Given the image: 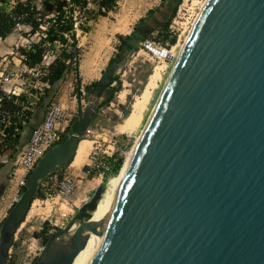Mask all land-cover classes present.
I'll return each mask as SVG.
<instances>
[{"label":"water","instance_id":"1","mask_svg":"<svg viewBox=\"0 0 264 264\" xmlns=\"http://www.w3.org/2000/svg\"><path fill=\"white\" fill-rule=\"evenodd\" d=\"M97 104L27 176L0 264L40 182L71 162ZM101 183L31 264H264V0H206L100 222ZM76 225V228L73 226ZM86 245V246H85Z\"/></svg>","mask_w":264,"mask_h":264},{"label":"rangeland","instance_id":"2","mask_svg":"<svg viewBox=\"0 0 264 264\" xmlns=\"http://www.w3.org/2000/svg\"><path fill=\"white\" fill-rule=\"evenodd\" d=\"M36 1L40 3L41 0ZM161 1L162 0H117L114 10L109 11L107 15H98L95 18L89 17L88 13L83 11L76 12V35L81 52L80 63L82 64V69H80L79 64V71L81 72V70H84L83 60L96 48L98 41H109L107 43L108 47L106 46L105 50H101L99 52V54H104L102 61L103 63L100 67L101 70L99 69L98 73L99 75L100 72L107 67L109 59L115 56V54L118 52V45L121 42L120 35L125 36L131 34L139 20L147 15L148 10L156 8L161 3ZM205 1L206 0H184V3L181 5V10L179 13L180 16L177 17L179 23L175 25V32H171L169 30L167 39L163 40L161 35L163 32L161 29H158L152 32L149 38L156 41L158 44L168 43L170 47L173 46V50L178 55L193 26H190L191 21L193 20L194 24L195 19ZM182 2L183 0L181 3ZM93 8L94 5H90V9ZM178 8L179 5L177 10ZM176 12L174 16H176ZM174 16L171 18L169 24L172 22ZM124 18L128 21V31L123 32L116 30V27L120 24V20ZM18 31L19 29L16 28V37L14 38L13 42L10 39L0 42V70L9 72L10 70L14 69L19 72V76H14V80L11 83L4 84L5 86L2 85V88H13L14 85H18L23 89H28V92L31 94L29 93L26 96L20 97V103L18 104L27 105L29 108H31L35 105V102L42 92L43 83L41 82L40 78L43 75V68L40 66L38 68H34L32 72H24L21 69L20 63L15 61L14 56L20 57L21 55L18 46L21 47V44H23L24 47H28L32 41H38L39 37L38 35H33L28 38L22 36ZM172 36H175L174 43H171L170 41ZM60 46L61 45H59V43H57L55 47L48 45L47 53L45 54L43 60V66H47V64L54 58V54L59 52ZM176 54L174 56H176ZM170 59L171 58L164 62L163 60H159L153 53L142 49L139 42L137 47L127 53L125 58L117 65L115 69V74L121 82V89L116 92L115 98L112 100V102L103 105L97 111L98 118L96 120V124H94L96 128L93 130L95 131V134L100 133L106 139H109L110 136H115L120 146L125 149V153L123 154L124 160L120 169L124 165L128 153L133 147L138 135L142 132L146 121L157 101L160 91L176 60V57H173L171 62L169 61ZM156 65H161L160 76L157 78V82L152 88L149 99L144 106L140 122L131 132L121 131L120 125L123 123L126 113L130 112L132 103L142 93L150 75L155 70L154 68H156ZM71 72V75H68L72 76L73 82L75 84L76 73L74 70ZM83 76L81 75V82H87V80L92 79L87 78L84 74ZM66 77L65 79H67ZM63 82L64 80L61 82L60 86ZM60 86L52 98V101H56L58 99ZM85 100L88 104H97L102 100V98H98L93 94H89L86 95ZM2 116L3 114L0 115V117ZM0 121H3V117L0 119ZM92 137L90 138L91 140ZM91 147L92 141L89 152ZM84 162L86 165L89 162L88 155ZM65 168H69L68 170H72L76 176L81 178L74 196L77 208L85 201L90 199L94 190L99 184L105 183L107 185L109 178L113 176H109L107 181H105V177L101 178L97 174H86L83 167L77 169L73 168L70 165V162L66 165L60 166L58 169L61 171V169L65 170ZM22 189L23 188H21L19 192V196ZM39 198V200L35 201L30 213H28L25 220L16 230L13 244L9 249V256L6 264H31L39 254L46 239L59 228L53 226L49 222L48 218H50L51 215H54L59 218L60 224H63L62 226H64L67 220H69L77 210V208H75L73 213L72 210H69L70 213H68V207H66L65 204H62L61 210L57 208L55 211L54 209L58 206V204L55 202L57 199H47L46 195L42 198ZM61 211H66V215L62 216ZM45 226L48 227L47 233L43 232Z\"/></svg>","mask_w":264,"mask_h":264},{"label":"trees","instance_id":"3","mask_svg":"<svg viewBox=\"0 0 264 264\" xmlns=\"http://www.w3.org/2000/svg\"><path fill=\"white\" fill-rule=\"evenodd\" d=\"M181 1L162 0L156 8L148 10L147 15L139 20L131 34L120 35L121 42L118 45V52L109 59L101 77L84 86V97L93 94L98 98H102L97 103L98 110L103 105L112 102L116 92L121 89V82L115 74L117 65L125 58L127 53L135 49L139 42L149 37L155 30L161 29L163 32L161 34L162 38L166 40L169 35V22ZM92 4L94 8L90 9ZM116 4L117 0H41L40 3L36 0H19L12 11L7 12L2 7L0 9V36L2 39L16 37V22L21 25L18 32L22 36L29 38L38 35V41H32L28 47L21 46L19 50L24 55L23 62L28 67L38 68L41 66L43 68V75L40 78L43 86L42 92L33 107L29 109L22 108L20 104L14 101L16 96H12L1 102V109L8 110L10 113L21 112L27 125L33 124L35 120H41L61 82L72 70L76 73L75 91L80 95L79 61L81 52L76 35L75 13L83 11L88 13L89 17L95 18L98 15H107L109 11L115 9ZM170 41L174 43L175 36H172ZM57 43L61 45L59 52L54 54V58L47 66H43L48 45L55 47ZM16 120V117H12V122ZM0 125L3 126V123H0ZM20 127V131L16 133L13 132L12 125L5 127L7 136L2 143V152L10 157L18 150V143L23 130V126ZM72 128L73 125L71 130ZM123 160L124 155H118V159L112 167V172L105 175V181L109 176L115 175L119 171ZM84 169H88L87 166ZM44 196V192L38 189L35 198ZM47 231L48 227L45 226L43 232L47 233Z\"/></svg>","mask_w":264,"mask_h":264},{"label":"built area","instance_id":"4","mask_svg":"<svg viewBox=\"0 0 264 264\" xmlns=\"http://www.w3.org/2000/svg\"><path fill=\"white\" fill-rule=\"evenodd\" d=\"M18 1L19 0H8L4 2L0 0V9L4 7L7 12L12 11ZM180 3L176 16H174L172 22L169 24V30L171 32H175V25L179 23L177 17L180 16L179 13L184 0L181 4ZM191 25H193V20L190 23V26ZM20 26V23L16 22V28L20 30ZM1 39L2 38L0 36V40ZM140 44L142 49L153 53L159 60H168L170 57L171 59L169 61L171 62L173 57H177V54L173 50V46L170 47L168 43L158 44L156 41L147 37L143 39ZM175 54L176 56H174ZM20 56L23 60L24 55L21 54ZM21 69L24 72H32L34 70V68L28 67L24 62L21 65ZM18 73L19 72L14 69L9 72L0 70V104L5 98L9 99L12 96H16L14 101L20 103L21 92L26 93V95L30 93L28 92V89L25 88H21V91H18L17 86L9 89L2 88V85L10 82L14 76H19ZM80 93L81 94L78 95L75 92L74 97L82 101L85 95V90L82 86L80 88ZM21 106L24 109H29L27 105L21 104ZM1 114H3V121H0V123H3V126L0 125V168L4 164L11 163V169L8 177L10 188L14 191L13 202H11L10 205L12 206L19 197L21 188H23L26 184L28 174L34 168L39 159L49 148L60 142L64 137L68 136L72 132L71 126L73 125L74 119L77 117L78 110L65 105L58 100L52 101L46 109L44 118L32 128L31 135L27 143L13 158L2 152V143L7 136L5 127L12 125L13 132H19L21 129L20 126L26 124V119L19 111L15 113H8V111L2 110L0 107V115ZM2 117H0V119ZM12 117H16L17 120L12 122ZM93 129L92 125L89 126L85 130L83 136L88 138L93 136L92 147L88 155L89 162L86 165L88 169H85V172L86 174H97L99 177L103 178L106 174H110L112 172V167L117 161L118 155L124 154L125 149L120 146L115 136H110L109 139H106L100 133L95 134ZM68 169L69 168H65V170L61 169V171L60 169H56L50 173L40 182L39 189L44 192L47 199H57L56 201L54 200L58 204V206L54 209L55 211L57 208L61 210V205L65 204L66 207H68V213H70L69 210H72L73 213L74 209L77 208L74 196L81 178L76 176L72 170ZM39 199V197L34 198L29 211L32 209L35 201ZM66 213V211H61L62 216L66 215ZM48 220L57 228H60L63 225L60 224L59 218L54 215H51ZM1 221L2 219L0 220V224Z\"/></svg>","mask_w":264,"mask_h":264},{"label":"bare ground","instance_id":"5","mask_svg":"<svg viewBox=\"0 0 264 264\" xmlns=\"http://www.w3.org/2000/svg\"><path fill=\"white\" fill-rule=\"evenodd\" d=\"M128 29H129V27H128L127 19H125V18L121 19L120 24L116 27V30L124 32V31H128ZM108 42L104 41L101 43V45H100L101 50H105ZM95 54H98L97 50L95 51ZM88 58L89 59H86V60L91 61L93 59L92 56H90ZM164 61H167V60H163V62ZM83 64H85V63H83ZM87 67H84V68H87ZM160 67H161V65L160 66L156 65V68H154L155 70L150 75L142 93L132 103V108H131L130 112L126 115L123 123H121V125H120L121 131L131 132L132 130H134L136 128V126L140 122L144 106L149 99L152 88L155 86V84L157 82V78H159V76H160ZM92 69L94 70V68H92ZM121 93H123V92H121ZM140 135H141V133L138 135L133 147L131 148L130 152L128 153V156H127L125 163L122 166V168L115 175H113L109 178L107 185H106V189H105L104 193L102 194V197L98 201L97 207L93 210L91 218L86 223V226H92L95 223L100 222L102 217L106 213L110 203L112 202V200H113V198H114V196L118 190L121 178H122V176H123V174L127 168V165L129 163L133 153H134L135 146H136V144L140 138ZM91 141L92 140L88 137H83L80 140V142L78 144V148L76 150V153L70 162V165L73 168H75V169L79 168L84 163V161L86 160V157L88 155V152H89ZM30 211H29V213H30ZM73 228H76V225H74ZM84 248L82 250H80L79 253L75 256L73 264H79V261H80V258H81V255L83 253Z\"/></svg>","mask_w":264,"mask_h":264},{"label":"crops","instance_id":"6","mask_svg":"<svg viewBox=\"0 0 264 264\" xmlns=\"http://www.w3.org/2000/svg\"><path fill=\"white\" fill-rule=\"evenodd\" d=\"M125 32H127V31H125ZM7 39H10L12 42L14 40V38L7 37L6 39H1L0 42H4ZM102 42H104V41H101V42L98 41V45L96 46V48L92 52H90L86 56V58H84V60H83V63H85V64H83V68L87 67V66L88 67L84 68V70H81V72L79 71V77L81 79V75L83 76V74H84L87 78H92L90 80H87V82H81V86H82L83 89H84V86L86 84H89L92 81H94L96 79H99L101 77L102 71L100 72L99 75H98V73H99V69L101 67V64L103 63L102 61H103V56H104L103 53L99 54V52L101 51L100 45H101ZM22 45L23 44H21V46ZM23 47H24V45H23ZM18 48H19V46H18ZM96 50L98 51V54H95ZM90 56H92L93 59L91 61L90 60H86V59H89L88 57H90ZM14 59H15L16 62H19L20 65L23 64V62H22L23 60H22L21 56L20 57H15L14 56ZM79 64H80V69H82L81 68L82 64L80 63V61H79ZM92 68H94V70ZM82 72H83V74H82ZM71 73L72 72H70L69 75H71ZM69 75L68 74L66 75L67 79H64V82L60 86V90H59V94H58V99L57 100L62 102V103H64L65 105H68V106H70L72 108L77 109L78 112H79L80 109L85 107L88 103L85 100V97L83 98L82 101H80L78 98L74 97V93L76 92L75 91V84L73 82L72 76H69ZM96 75H98V76H96ZM83 78H84V76H83ZM13 80H14V78L8 83H11ZM8 83H5V84H8ZM15 86H17V90L18 91H21V88H22L21 86L14 85V87ZM9 88L10 87H5V89H9ZM20 95H21V97L22 96H26V93L21 92ZM97 115H98V112L95 114L93 122H92L93 123L92 124L93 128H96L94 126V124H96V120L98 118ZM43 118L44 117H42V119ZM41 120H37V121L35 120V121H33L34 123L30 124V125H27V124L23 125V130L21 132L20 140H19V143H18L17 152L27 143V141L30 138L32 128L37 123H39ZM16 153L13 156H11V157L13 158L16 155ZM85 166H86V164L84 162L79 168H82V167L84 168ZM10 169H11V163L4 164L0 168V220L3 219L4 216L7 214V212L9 211V209L11 207L10 206L11 202H13V193H14V191L10 188V182H9V177H8Z\"/></svg>","mask_w":264,"mask_h":264}]
</instances>
